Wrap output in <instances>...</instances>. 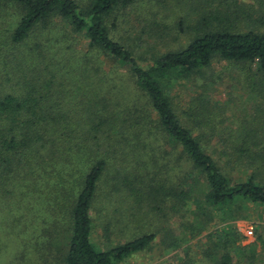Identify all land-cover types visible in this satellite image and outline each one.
Segmentation results:
<instances>
[{"label": "trees", "instance_id": "16d2710c", "mask_svg": "<svg viewBox=\"0 0 264 264\" xmlns=\"http://www.w3.org/2000/svg\"><path fill=\"white\" fill-rule=\"evenodd\" d=\"M263 6L0 0V200L37 210L39 258L121 264L146 251L158 232L105 250L91 236L96 226L107 241L120 234L128 217L114 200L122 197L167 218L163 206H185L192 178L203 187L202 210L239 200L264 206V125L246 128L239 118L233 126L204 96L206 82L180 114L170 96L180 82L212 80V63L226 62L240 71L254 115L264 113ZM171 236L163 243L177 247ZM203 257L234 264L228 252ZM200 261L187 253L176 264Z\"/></svg>", "mask_w": 264, "mask_h": 264}, {"label": "rangeland", "instance_id": "374dc122", "mask_svg": "<svg viewBox=\"0 0 264 264\" xmlns=\"http://www.w3.org/2000/svg\"><path fill=\"white\" fill-rule=\"evenodd\" d=\"M239 2L253 5L257 10L260 5H264V0ZM260 14H264V6ZM181 40L184 41V37ZM76 46L83 51L87 48L83 38L77 40ZM103 61L107 69L113 64L111 60ZM207 77L212 80L205 81V78L197 77L195 80L180 82L170 90L179 114L201 93L200 86L206 82L208 85L204 96L214 105L226 108L224 119H228L233 126L239 118L243 119L246 128L250 121H254L255 126H259V123L264 125V113L254 115L259 109L255 108L257 104L240 88L242 75L236 66L214 61L206 71ZM188 186L192 189L185 200V206L180 203L181 207L177 205L174 211L169 209L170 203L163 206L167 218H160V214L150 210L148 205L139 206L132 199L127 202L123 197V200H114L118 215L122 213L121 219L125 216L128 219L121 221L118 225L120 234L115 236L114 233L110 241L103 237L101 228L96 226L91 236L92 243L98 250H105L124 240L120 238L158 232L154 243L146 251L133 255L121 264H176L187 253L196 261L201 259L199 264H211L207 259H202L205 258L203 253L209 249H212L214 255L230 253L234 264H264V206L239 200L222 207L207 206L202 210L201 183L192 178ZM38 218L35 209L15 206L3 198L0 200V264H58L54 260L39 258L34 249ZM199 229L203 230L202 233L193 237ZM168 233L178 243L177 247L171 245L169 240L163 243ZM207 235L211 236L210 239Z\"/></svg>", "mask_w": 264, "mask_h": 264}, {"label": "built area", "instance_id": "2783aa9c", "mask_svg": "<svg viewBox=\"0 0 264 264\" xmlns=\"http://www.w3.org/2000/svg\"><path fill=\"white\" fill-rule=\"evenodd\" d=\"M249 233H251V232H249Z\"/></svg>", "mask_w": 264, "mask_h": 264}]
</instances>
